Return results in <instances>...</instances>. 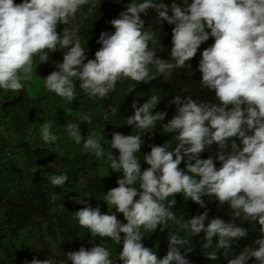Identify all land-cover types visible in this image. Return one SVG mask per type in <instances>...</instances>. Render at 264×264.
<instances>
[{
  "label": "clouds",
  "instance_id": "obj_1",
  "mask_svg": "<svg viewBox=\"0 0 264 264\" xmlns=\"http://www.w3.org/2000/svg\"><path fill=\"white\" fill-rule=\"evenodd\" d=\"M87 3L89 0H21L20 3L0 0V89L23 90L21 81L32 78L33 57L39 55L41 63L47 62L48 54L59 48L66 52L57 64L58 70L44 78L47 90L71 103L76 99L74 81L78 80L89 98L103 99L115 90L121 78L136 83L155 79V75H150V66L169 79L172 71L185 67L201 44L211 37L214 42L201 52L198 70L201 84L214 92L219 103L197 101L191 96L173 97L169 104L176 106V114L161 129L176 133L179 143L174 150H168L165 145H151L150 152L144 155L149 167L143 171L135 156L143 143L141 135L115 132L110 148L105 150L94 133L83 137L78 123L68 122L66 130L75 143L83 140L86 152L97 158L106 157L113 172H122L118 186L107 192L104 201L114 205L126 223H121L114 213H101L99 207L93 208L80 198L75 202L84 207L72 213L74 219L92 236L122 243L120 264H189L180 250L187 241L176 233L168 237L163 258H158L156 252L141 242V227L155 230L168 220L193 235L203 232L202 247L213 249L215 245L205 256L215 261L217 250H224L222 254L227 258L232 242L246 238L248 230L220 218H213L205 225L207 210L181 222L170 211L175 199L167 207L163 203L169 196L183 193L186 199L206 209L203 196L208 195L215 197L220 205L228 204L237 217L242 214L245 220L250 218L260 226L261 238L253 242L256 247L245 246L234 258L227 259V264H246L250 258L264 264V0H191L190 3L183 0L182 5L175 0L170 5L162 0L140 3L131 0L126 10L109 22L115 31L100 33L97 43L101 47L94 53V59L86 58L76 31L64 28L62 34L57 32L58 24H68ZM149 9L156 11L160 21L174 25L170 56L175 63L158 58L156 50L149 48L155 32L146 30L142 19ZM159 102L156 95L139 106L134 100L131 104L134 112L127 117V125L145 130L154 128L157 121H164L165 112L153 114ZM111 112L116 114L117 109L112 107ZM80 122L91 123V117L81 114ZM50 129L49 122L41 126L40 135L45 143L57 140ZM233 138L239 139L240 145ZM214 143L219 168L212 156L200 158L205 148ZM111 149L118 150V157ZM182 162L184 169L179 167ZM47 178L57 187L68 181L66 174H51ZM137 181L139 189L134 186ZM50 195L53 200L58 198L55 193ZM213 237L218 238L215 243ZM65 256L71 264L117 262L101 245L90 249L81 246ZM30 264L64 262L49 257L33 258Z\"/></svg>",
  "mask_w": 264,
  "mask_h": 264
},
{
  "label": "trees",
  "instance_id": "obj_2",
  "mask_svg": "<svg viewBox=\"0 0 264 264\" xmlns=\"http://www.w3.org/2000/svg\"><path fill=\"white\" fill-rule=\"evenodd\" d=\"M14 2L20 3L21 0ZM130 2L131 0H89L74 19L70 18L68 24H58L57 32L62 34L64 28L76 31L86 58L94 59V53L101 47L97 43L100 33L111 34L115 31L109 22L118 18L119 13L125 11ZM162 2L170 5L173 0ZM175 2L183 4V0ZM169 14L171 15L170 12ZM142 19L145 21V29L150 28L155 32L154 39L149 41V48L156 50L158 58L175 63L170 56L174 25L160 21L153 9H149L147 15L142 14ZM213 42L210 37L201 44L195 57L187 61L185 67L174 69L169 79L166 80L156 72L154 66H150V75H155V79L148 83H136L130 78H121L117 81L115 90L110 91L103 99L89 98L79 87L78 80L74 81L76 99L71 103L47 90L44 78L58 70L57 64L62 62L66 52V49L59 48L48 54L47 62L41 63L39 55L33 57L32 78L21 81L24 84L23 90L13 92L0 89V264H30L33 258L44 260L49 257L71 264V261L66 260V253L77 251L81 246L90 249L94 245L105 247L110 252V258L120 264L118 255L122 250V243L117 244L107 237L92 236L88 229L79 226L72 213L84 207V204L75 202L76 198H80L93 208L99 207L101 213H114L121 223H126L116 207L104 201L107 192L118 186L117 179L122 178L123 174L113 172L111 162L106 157L97 158L86 152L83 140L80 144L75 143L68 136L66 125L68 122L78 123L83 137H87L89 132L94 133L105 150L110 148L112 134L115 132L141 135L143 143L135 156L143 171L149 167L144 162V155L150 152L151 145H165L168 150H174L179 143L176 133H167L161 129V125L176 114V106L169 104L173 97L180 95L184 99L191 96L197 101L219 103L214 92L201 84V73L198 70L201 52ZM47 51L46 49L45 52ZM133 85L135 87L131 91ZM153 95L160 98L153 114L157 111L165 112L164 121H157L154 128L145 130L127 125V117L134 112L132 102L135 100L139 106ZM112 107L117 109L116 114L111 112ZM81 114L90 116L91 123L80 122ZM45 122L50 123V130L56 135L55 142L45 143L42 140L40 129ZM233 139L240 145L239 139ZM216 151L217 145L214 143L205 148L200 158L212 156L219 168L220 162L215 160ZM111 152L118 157V150L111 149ZM179 167L184 169V162ZM51 174H66L68 181L63 187L53 186L47 178ZM134 186L139 189V181ZM52 193L57 194L56 200L52 199ZM172 199H175L176 204L170 211L181 222L207 210L205 225L213 218H220L246 228L248 236L232 242L227 258L222 254L224 250H217L218 258L213 261L207 259L205 253L213 250L215 245L213 249L202 247L203 232L193 235L172 220L155 230L141 227V242L156 252L158 258H163L166 254L168 237L173 233L187 241L180 250L189 264H227V259L234 258L245 246L254 249L256 245L253 242L261 238L257 222L250 218L245 220L242 214L237 217L228 204L220 205L215 197L203 196L206 209L191 199H186L183 193L169 196L163 202L166 207ZM120 235L123 238L124 234ZM217 239L213 237V243ZM187 248L191 251L186 252ZM246 264L257 262L255 258H250Z\"/></svg>",
  "mask_w": 264,
  "mask_h": 264
}]
</instances>
